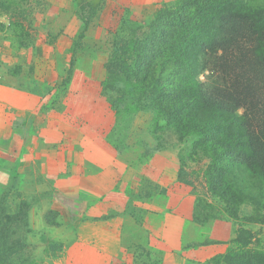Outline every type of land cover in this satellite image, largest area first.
Instances as JSON below:
<instances>
[{"label": "rangeland", "instance_id": "obj_1", "mask_svg": "<svg viewBox=\"0 0 264 264\" xmlns=\"http://www.w3.org/2000/svg\"><path fill=\"white\" fill-rule=\"evenodd\" d=\"M146 1L0 0V155L14 160L18 154L21 161L0 171V264H48L59 253V211L79 209L69 204L68 191L83 197L75 181L94 174L100 161L116 164L115 174L128 182L123 198L141 203L149 159L160 149L172 155L177 180L195 200L194 218L234 229L227 253H264V211L246 201L234 216L227 213L208 187L209 159L193 150L194 137L180 138L149 98L127 94L122 77L118 92L103 90L114 49L144 39L162 5L177 0L154 8H145ZM223 53L218 47L217 56ZM204 62L200 79L210 83L214 63Z\"/></svg>", "mask_w": 264, "mask_h": 264}, {"label": "trees", "instance_id": "obj_2", "mask_svg": "<svg viewBox=\"0 0 264 264\" xmlns=\"http://www.w3.org/2000/svg\"><path fill=\"white\" fill-rule=\"evenodd\" d=\"M259 1L162 5L144 39L121 41L114 49L102 84L104 92H118L122 77L127 94L149 98L180 138L194 137L193 150L209 159L208 187L231 216L246 201L264 211V0ZM203 60L214 63L210 83L200 79ZM222 259L264 264V253L229 252Z\"/></svg>", "mask_w": 264, "mask_h": 264}, {"label": "crops", "instance_id": "obj_3", "mask_svg": "<svg viewBox=\"0 0 264 264\" xmlns=\"http://www.w3.org/2000/svg\"><path fill=\"white\" fill-rule=\"evenodd\" d=\"M164 1L147 0L144 7ZM152 152L157 154L149 159L153 169L144 184L148 195L141 203L123 198L128 182L115 174L113 162L105 167L100 161L94 174H82L75 181L83 197L75 198L76 193L68 191L69 204L80 206L75 210L63 206L59 211L61 221L55 228L64 234L63 245L48 264H224L221 258L234 241V229L227 222L195 221V200L185 195L177 180L174 158L164 149ZM17 157L9 160L0 155V171L21 167ZM52 228V224L46 227L49 233Z\"/></svg>", "mask_w": 264, "mask_h": 264}]
</instances>
